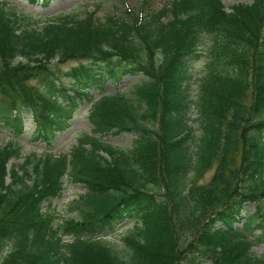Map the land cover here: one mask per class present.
Returning a JSON list of instances; mask_svg holds the SVG:
<instances>
[{
    "label": "trees",
    "instance_id": "1",
    "mask_svg": "<svg viewBox=\"0 0 264 264\" xmlns=\"http://www.w3.org/2000/svg\"><path fill=\"white\" fill-rule=\"evenodd\" d=\"M147 4L42 22L0 0V120L21 135L29 114L50 145L90 103L93 126L21 163L18 142L0 145V264H264V0ZM72 60L89 63L66 83L51 64ZM128 75L143 77L103 92ZM122 133L130 146L104 140ZM65 177L85 191L56 222Z\"/></svg>",
    "mask_w": 264,
    "mask_h": 264
},
{
    "label": "rangeland",
    "instance_id": "2",
    "mask_svg": "<svg viewBox=\"0 0 264 264\" xmlns=\"http://www.w3.org/2000/svg\"><path fill=\"white\" fill-rule=\"evenodd\" d=\"M10 7H17L20 13L34 14L41 17L42 22L49 17L55 16L61 12H75L78 14H84L87 11L96 10V17L104 20L108 15L116 13L121 15L122 13L129 12L132 9H138L144 6L146 2L147 8H158L169 0H6ZM252 0H224L227 7L232 4L244 2L249 3ZM146 6V5H145ZM129 7V8H128ZM40 24H43V23ZM204 48L202 47V50ZM82 63L88 64L89 61L85 60H72L65 63H58L54 61L51 66L56 70V76L60 77L62 81L69 83L73 81L72 77L67 73L74 67H79ZM205 66V56L202 55L200 59L195 63L194 73L195 76H199ZM96 67V73L100 72L99 66ZM143 75L126 76L122 83L118 86L112 82L105 84L104 93L114 92L117 89H126L134 82L139 81ZM96 96H99L100 92L96 89L93 90ZM197 93V86L193 87V95ZM91 104H85L75 111L73 118L70 120V127L64 131L56 132V136L51 140V144L48 145L44 140L35 139V123L32 117L27 114L24 116V132L21 135L15 133L12 125L6 124L0 120V145H5L11 141H16L22 147V158L17 160L18 163L23 162L25 156H28L32 152L38 154L44 151H50L53 153H60L68 151L76 142L80 135L83 133H92V124L89 120V109ZM134 138L133 133H122L119 135H107L104 140L112 143L118 147H128L131 145ZM213 170L208 172L204 181H208L213 174ZM85 191V188L76 183H70L67 177H65V191L63 196L56 198L52 201V211L55 216V221L60 222L65 218L72 216L73 212L69 209V204ZM249 207L248 204L245 205ZM45 207L49 208V203L45 204ZM243 210L242 213H245ZM75 213V212H74ZM134 222L130 221L121 225L116 232L110 234L106 240L111 243H117L120 245V239L124 235L126 229H128ZM253 252L258 255H264V242L259 243L253 247Z\"/></svg>",
    "mask_w": 264,
    "mask_h": 264
}]
</instances>
